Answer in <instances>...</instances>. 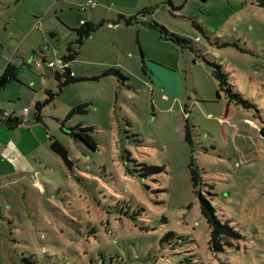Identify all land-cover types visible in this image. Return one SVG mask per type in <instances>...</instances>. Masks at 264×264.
<instances>
[{
  "label": "rangeland",
  "instance_id": "1",
  "mask_svg": "<svg viewBox=\"0 0 264 264\" xmlns=\"http://www.w3.org/2000/svg\"><path fill=\"white\" fill-rule=\"evenodd\" d=\"M80 20L103 22L81 45ZM152 23L188 42L163 39ZM69 45L81 80L64 85V69L58 80L47 64L62 68ZM8 66L16 79L0 90V121L28 113L15 129L0 122V264H264V8L0 0V75ZM214 67L251 106L218 97ZM77 127L91 129L97 150L72 135ZM192 162L201 193L242 236L219 252Z\"/></svg>",
  "mask_w": 264,
  "mask_h": 264
},
{
  "label": "trees",
  "instance_id": "2",
  "mask_svg": "<svg viewBox=\"0 0 264 264\" xmlns=\"http://www.w3.org/2000/svg\"><path fill=\"white\" fill-rule=\"evenodd\" d=\"M251 1L252 4L264 8V0H249ZM150 10L146 9L141 12V14H146ZM119 20L123 21L126 26H132L134 23L138 22V19L136 16H126L124 14H119ZM84 22V23H82ZM81 28L76 30L78 39L76 40V44H83L85 39L89 38L92 33H94L102 24L100 23L99 25H94V24H88L85 21H80ZM151 27L157 28L162 35V38L165 40H170L173 43H176L178 45L184 46L185 43L188 42L186 38H182L178 35L170 34L165 27L160 26L156 23H152ZM68 54L62 57V62H63V67L61 68L60 66L58 68H50L49 64L53 63L51 61L48 62V68L51 70H54L56 72V77L58 80L61 79V74L59 73L61 69H64V76L66 77V81L64 85L76 83L81 80V78H76L75 76L72 75V72L70 70V64L72 61L76 59L78 56L79 52L74 50L72 48V45L68 46ZM43 54H45L42 51ZM44 62L46 57H43ZM115 75L119 76L121 79H125V76L123 73L119 70H113L112 71ZM213 76L216 77L218 81V97H221V93H225L227 99L229 100V103H236V104H243L246 108L251 106V103L247 100H245L240 93H237L233 91L232 85L229 84L228 82V76L226 73L222 71L220 68L214 67L213 70ZM16 79V75L14 72L10 69L8 66L4 72L0 75V90L6 86L7 83L10 81ZM83 79V78H82ZM38 108H40V105H37ZM86 106H80L76 108L73 113H80V112H86L85 110ZM5 119L3 121H0L4 124H6L9 129H15L20 125L21 118H14L10 114L9 115H4ZM91 129L88 128H82V127H77L75 132L72 133L75 138H78L82 140L89 149L91 150H97L98 146L96 141L93 139V137L89 134ZM183 135L186 141L189 143H192V137H191V131L190 127L188 125H185ZM193 162L190 165V171H191V176H192V182L193 186L196 189L197 195L200 198V207H201V213L203 217L206 219L207 224L210 229V246L214 250V252H219L224 250L225 246H233L234 243H238V241L241 239V235L232 228V226L226 222L223 223L218 216L216 215V211L213 208V205L211 201L206 198L202 193L199 187L201 186L202 179L201 176L198 173V169L196 170L194 168ZM148 171L150 172H160L161 169L159 168H149Z\"/></svg>",
  "mask_w": 264,
  "mask_h": 264
},
{
  "label": "water",
  "instance_id": "3",
  "mask_svg": "<svg viewBox=\"0 0 264 264\" xmlns=\"http://www.w3.org/2000/svg\"><path fill=\"white\" fill-rule=\"evenodd\" d=\"M51 150H52L55 154L59 155V156L62 158V160L64 161V163H65V165L67 166L68 170H69L70 172H73V165H74V164H73V162L71 161V159L69 158V156H68V152H67L66 148L63 147L59 141H54V142L52 143V145H51Z\"/></svg>",
  "mask_w": 264,
  "mask_h": 264
},
{
  "label": "built area",
  "instance_id": "4",
  "mask_svg": "<svg viewBox=\"0 0 264 264\" xmlns=\"http://www.w3.org/2000/svg\"><path fill=\"white\" fill-rule=\"evenodd\" d=\"M90 3V2H89ZM82 23H84V22H82ZM49 67L50 68H58L59 66L56 64V63H50L49 64ZM27 113H28V110L27 109H25L23 112H22V117H26V115H27Z\"/></svg>",
  "mask_w": 264,
  "mask_h": 264
},
{
  "label": "crops",
  "instance_id": "5",
  "mask_svg": "<svg viewBox=\"0 0 264 264\" xmlns=\"http://www.w3.org/2000/svg\"><path fill=\"white\" fill-rule=\"evenodd\" d=\"M96 5V4H95ZM80 21H84V20H80ZM81 25V24H80ZM12 117H14V116H12ZM14 118H16V117H14ZM21 118H23V119H25V117H22V115H21Z\"/></svg>",
  "mask_w": 264,
  "mask_h": 264
}]
</instances>
